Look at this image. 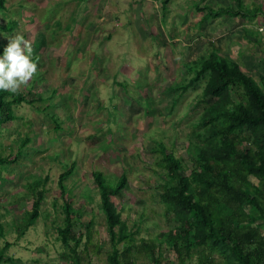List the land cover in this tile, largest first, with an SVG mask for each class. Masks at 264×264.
<instances>
[{"label": "rangeland", "instance_id": "rangeland-1", "mask_svg": "<svg viewBox=\"0 0 264 264\" xmlns=\"http://www.w3.org/2000/svg\"><path fill=\"white\" fill-rule=\"evenodd\" d=\"M242 2L262 14L252 21L227 16L203 21L206 13L196 9H236L234 0H172L165 9L162 0L6 1L0 24L18 25L2 32L32 41L37 72L14 93L26 100L15 106L17 120L0 128L3 157H15L23 141H30L15 165L0 167L4 264H71L58 236L64 222L58 181L72 165L66 188L77 211L75 232L85 233L92 223L90 240L84 236L77 250L85 263L104 264L112 251L93 179L99 172L114 182L127 178L113 201L136 233L132 264H180L171 248H156L153 257L142 243L157 247L158 235L177 227L160 200L167 176L158 145L181 159L183 176L190 175L194 159L186 146L198 133L204 83L184 94L174 89L192 77L186 63L215 50L260 83L264 0ZM6 44L0 37V45ZM40 191V217L21 236L18 226ZM257 224L264 231V222ZM199 258L194 253L187 264H199Z\"/></svg>", "mask_w": 264, "mask_h": 264}, {"label": "trees", "instance_id": "trees-1", "mask_svg": "<svg viewBox=\"0 0 264 264\" xmlns=\"http://www.w3.org/2000/svg\"><path fill=\"white\" fill-rule=\"evenodd\" d=\"M6 1L0 0V16L6 11ZM171 1L162 0V7L165 9ZM234 1L236 9L215 11L198 5L196 9L206 13L203 21L221 16L252 21L262 14L258 7L246 9L242 0ZM17 25V21L11 20L6 27L0 24V31L12 33ZM3 48L0 45V53ZM185 70L192 77L188 83L174 87L181 94L204 83L197 102L204 110L194 125L198 133L192 135L186 146L194 159V169L189 176H183L186 171L183 161L164 145H158L162 156L160 166L167 176L160 200L174 216L177 227L158 235L157 247L144 240L143 246L153 257L157 249L167 246L178 255L180 264H187L194 253L200 257L199 264H264L263 225L257 224L264 222V74L259 83L215 50L186 63ZM25 102L21 95L0 91V128L17 120L15 106ZM29 142L23 141L13 158L0 154V167L15 165L24 157V148ZM73 169L74 165L59 176L64 222L58 236L70 251L71 264H92L85 263L77 251L84 236L90 240L92 223L85 227V233L75 232L77 211L66 188ZM251 177L258 185L251 183ZM93 179L112 246L104 264H132L136 233L129 230L113 201L126 189L127 178L123 175L114 182L96 172ZM43 195L42 191L36 194L32 210L18 226L21 236L40 217ZM3 237L4 228L0 225V239ZM7 261L4 251H0V264Z\"/></svg>", "mask_w": 264, "mask_h": 264}, {"label": "clouds", "instance_id": "clouds-1", "mask_svg": "<svg viewBox=\"0 0 264 264\" xmlns=\"http://www.w3.org/2000/svg\"><path fill=\"white\" fill-rule=\"evenodd\" d=\"M0 37L7 40L0 53V91L14 94L37 72L32 41L20 33L8 35L0 31Z\"/></svg>", "mask_w": 264, "mask_h": 264}]
</instances>
